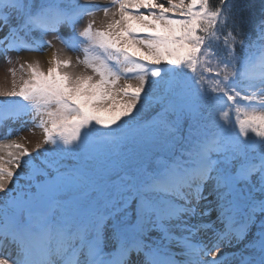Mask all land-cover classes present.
<instances>
[{
    "label": "snow or ice",
    "instance_id": "obj_1",
    "mask_svg": "<svg viewBox=\"0 0 264 264\" xmlns=\"http://www.w3.org/2000/svg\"><path fill=\"white\" fill-rule=\"evenodd\" d=\"M244 11L0 0V59L51 36L91 73L54 54L0 90V264H264V0L255 35Z\"/></svg>",
    "mask_w": 264,
    "mask_h": 264
},
{
    "label": "rangeland",
    "instance_id": "obj_2",
    "mask_svg": "<svg viewBox=\"0 0 264 264\" xmlns=\"http://www.w3.org/2000/svg\"><path fill=\"white\" fill-rule=\"evenodd\" d=\"M90 19L95 20V28L99 29L103 27L105 17L100 13H96L94 17H85L79 27H83L84 25H86ZM48 39L52 42L51 47H46L38 52H20L18 55L13 53L12 63H5L2 59H0V90H10L14 85L18 87L22 79L28 78V69L26 67L28 63L39 62L40 67L44 71H46L50 66L47 55L48 48H52L53 56L55 54L57 58L61 60H71L70 66L66 69H63V71H67L75 75L91 74L90 72L86 73L84 65L77 62L78 57L81 60L83 59L82 51H70L63 44L53 39L51 36H49ZM21 64L25 65L23 69L20 68ZM132 82L134 83V81ZM121 83H123V81H121ZM13 127L15 128L18 126L14 125ZM29 128H31V125L22 128L18 133L13 132L9 140H15L18 143H23L29 149V151H32L35 148L36 144L42 140V130H40L39 128L29 130ZM6 131V129L0 127V135H3ZM21 183H23V181H21ZM9 186L11 187L12 185L10 184ZM2 199L3 194L0 193V201H2ZM6 242H8L7 239L0 238V252H3L5 255H7L12 250V248H2Z\"/></svg>",
    "mask_w": 264,
    "mask_h": 264
},
{
    "label": "trees",
    "instance_id": "obj_3",
    "mask_svg": "<svg viewBox=\"0 0 264 264\" xmlns=\"http://www.w3.org/2000/svg\"><path fill=\"white\" fill-rule=\"evenodd\" d=\"M234 3L245 7L243 13L244 18L247 21L244 26L245 33L252 32L253 35H255L254 26L260 16L261 0H234Z\"/></svg>",
    "mask_w": 264,
    "mask_h": 264
},
{
    "label": "bare ground",
    "instance_id": "obj_4",
    "mask_svg": "<svg viewBox=\"0 0 264 264\" xmlns=\"http://www.w3.org/2000/svg\"><path fill=\"white\" fill-rule=\"evenodd\" d=\"M108 2H109V0H104V1L96 0V3H101V4H107ZM100 14L103 15V12H100ZM47 55H48V62H49L53 58L52 48L51 49L48 48ZM2 248L3 249L11 248L9 240H8V242L5 243V245Z\"/></svg>",
    "mask_w": 264,
    "mask_h": 264
}]
</instances>
